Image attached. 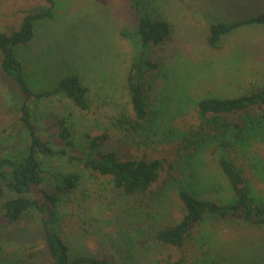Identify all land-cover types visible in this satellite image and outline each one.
I'll list each match as a JSON object with an SVG mask.
<instances>
[{
  "label": "rangeland",
  "instance_id": "rangeland-1",
  "mask_svg": "<svg viewBox=\"0 0 264 264\" xmlns=\"http://www.w3.org/2000/svg\"><path fill=\"white\" fill-rule=\"evenodd\" d=\"M47 6V0H0V34L18 29L24 12ZM148 9L171 27L172 36L150 54L162 62V68L152 93L158 126L147 129L146 135L120 132L110 122L119 113L132 114L126 78L138 15L128 0H54L53 17L39 21L31 41L15 49L34 92L53 90L70 74L78 75L89 90L86 111L63 94L28 102L39 137L66 152L38 154L44 168L75 172L82 178L61 208V233L74 252L112 256L117 264L179 260L182 264H264V227L213 220L201 225L183 248L158 245L153 239L157 228L181 217L177 198L181 184H192L201 198L228 202L229 185L218 164L221 157L234 163L255 199L264 201V131L250 134L255 141L236 150L224 148L223 143L211 145L184 170L180 164L172 169L167 165L177 158L175 134L197 125L198 101L237 98L264 82V24L239 26L222 36L218 49L208 46L211 23L254 18L264 13V0H149ZM21 104L17 86L0 67V158L17 157L29 147V134L20 120ZM59 118L70 125L74 148L57 138ZM104 133L108 140L103 150L117 151L122 158L164 162L154 196L140 199L117 194L107 178L69 160L84 150L85 134ZM170 181L174 182L171 187ZM30 254L32 263L46 264L37 216L14 225L0 217L1 259L24 264L23 258Z\"/></svg>",
  "mask_w": 264,
  "mask_h": 264
},
{
  "label": "trees",
  "instance_id": "trees-1",
  "mask_svg": "<svg viewBox=\"0 0 264 264\" xmlns=\"http://www.w3.org/2000/svg\"><path fill=\"white\" fill-rule=\"evenodd\" d=\"M138 15L134 31V54L127 72V87L132 114L119 113L110 119L111 126L120 132L136 135L148 133L147 129L158 126L159 111L154 108V90L157 88L162 62L151 57V51L171 39V27L149 11V0H128ZM46 8L24 12L18 29L9 34H0V67L12 79L22 98L20 120L29 134V147L17 157L0 158V217L14 225L35 214L43 236V251L46 264H117L112 257L97 258L88 253L74 252L71 244L60 230L61 208L81 185V176L75 172L44 168L37 157L64 155V149L55 150L48 141L42 140L31 120L28 102L44 100L63 94L81 111L89 109V90L78 75L63 77L53 90L34 92L26 79L22 62L17 58V46L27 45L34 35L35 26L44 19L53 17L54 0H47ZM264 24V13L233 24L214 22L210 24L208 46L219 48L222 36L239 26ZM161 113V112H160ZM197 125L194 129L177 132L174 136L177 158L167 165L180 164L184 170L202 150L223 143L224 148H241L256 138L250 134L264 131V82L252 92L232 99L204 98L195 108ZM57 138L65 146L74 148L73 132L64 118L56 120ZM155 133L157 129L153 130ZM85 145L79 155L69 158L84 170L109 180L117 194L144 199L154 196V186L165 171L164 162L158 159L122 158L117 151L103 150L108 140L106 133L96 136L85 134ZM230 139L231 143H228ZM222 140V141H221ZM264 141V138L261 139ZM173 141V140H172ZM227 141V142H226ZM234 144V145H233ZM219 167L229 185V200L221 203L201 198L191 186L181 184L177 198L181 203V217L154 231L153 239L158 245L183 248L195 231L208 221H229L233 225L245 224L255 228L264 227V201H257L242 172L234 163L221 157ZM182 177L186 174L183 172ZM264 174V173H263ZM170 180V178H169ZM168 180V181H169ZM178 179H175L177 181ZM167 182V181H166ZM165 181L164 186L167 185ZM168 182V186L174 183ZM168 190V188H167ZM8 194L9 196L5 197ZM33 255H27L24 264H34ZM27 261V262H26ZM44 262V263H45ZM13 259H1L0 264H18ZM173 264H182L179 260Z\"/></svg>",
  "mask_w": 264,
  "mask_h": 264
}]
</instances>
